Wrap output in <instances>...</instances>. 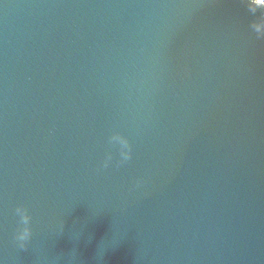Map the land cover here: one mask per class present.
I'll return each instance as SVG.
<instances>
[{
	"label": "water",
	"instance_id": "water-1",
	"mask_svg": "<svg viewBox=\"0 0 264 264\" xmlns=\"http://www.w3.org/2000/svg\"><path fill=\"white\" fill-rule=\"evenodd\" d=\"M0 264H264V1L0 0Z\"/></svg>",
	"mask_w": 264,
	"mask_h": 264
},
{
	"label": "clouds",
	"instance_id": "clouds-1",
	"mask_svg": "<svg viewBox=\"0 0 264 264\" xmlns=\"http://www.w3.org/2000/svg\"><path fill=\"white\" fill-rule=\"evenodd\" d=\"M110 143L113 145H120V161L119 164H123L126 161L131 160V145L129 141L120 134H114L110 138ZM113 160V157L111 154H109L103 164L104 168H107L110 166L111 162ZM119 164L117 166H119ZM139 186V185H138ZM16 215L20 218V225L17 229L16 235H15V241L18 245V247L22 249H27L29 241L32 239L33 231H32V216L29 214V210L26 207H17L15 209Z\"/></svg>",
	"mask_w": 264,
	"mask_h": 264
},
{
	"label": "rangeland",
	"instance_id": "rangeland-1",
	"mask_svg": "<svg viewBox=\"0 0 264 264\" xmlns=\"http://www.w3.org/2000/svg\"><path fill=\"white\" fill-rule=\"evenodd\" d=\"M261 1H263V0H261Z\"/></svg>",
	"mask_w": 264,
	"mask_h": 264
},
{
	"label": "trees",
	"instance_id": "trees-1",
	"mask_svg": "<svg viewBox=\"0 0 264 264\" xmlns=\"http://www.w3.org/2000/svg\"><path fill=\"white\" fill-rule=\"evenodd\" d=\"M264 1V0H263Z\"/></svg>",
	"mask_w": 264,
	"mask_h": 264
}]
</instances>
